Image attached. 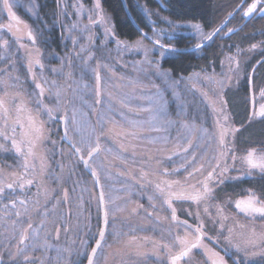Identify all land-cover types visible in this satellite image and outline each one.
Returning a JSON list of instances; mask_svg holds the SVG:
<instances>
[{"label":"rangeland","instance_id":"1","mask_svg":"<svg viewBox=\"0 0 264 264\" xmlns=\"http://www.w3.org/2000/svg\"><path fill=\"white\" fill-rule=\"evenodd\" d=\"M39 2L8 0L12 14H25L31 18L38 16ZM92 2L91 5H86L83 0H61L64 15L74 17L71 25L65 23L64 28L69 38L68 44L77 45L75 49L78 50L70 53L78 65L73 67V72L70 71L71 67H65L69 72L64 71L62 63L58 68H51L47 74H39L55 96L47 102V106L53 109L55 119L50 120L47 114H42L46 123L54 126L56 119L65 118L71 147L80 148L79 153L83 157L87 156L89 146L95 147L100 131L108 129L107 125L113 122L125 127L127 132L129 130L126 128L138 131V135L129 134L126 139L131 138L132 143L137 140L136 145L141 148L150 145H168L169 148L175 146L183 149L187 147V152L177 153L182 154L179 156V162H191L193 165L190 170L196 166L195 163L197 166L203 164V175L197 174L188 178V171L176 168L170 171V176L186 174L187 179L182 181L189 184L204 179L217 161L221 169L226 167L228 170L222 176L217 175L214 181L256 173L264 174L259 169L249 170L244 159L247 154L233 159L228 151L227 155L221 157L220 153L224 149L218 143L217 120L225 123L223 116L227 115L226 126L235 129L229 120L224 92L228 88L236 87L243 78L248 61L247 54L254 48L226 55L220 72H200L175 81L168 73L167 76L163 75L166 72L161 68L162 59L172 56V51L176 50L172 47L171 38L179 33L190 35L195 38L194 48L199 50L207 40L205 37L211 36L212 33L204 31L198 23H178L157 13L162 26H157L151 21V32H144L137 41L128 42L116 37L110 15L103 9L101 1L99 0V8L96 7L97 0ZM253 3L256 8L246 17L263 13L264 0H256ZM3 6L4 0H0V25L5 23L1 17ZM4 10L7 16L11 17L8 8L5 7ZM193 25H199V31ZM157 40L159 44L156 43ZM145 49L148 50L147 55ZM71 63L74 64V61H71L70 65ZM97 74L100 77L99 83ZM69 76L73 82L68 81ZM69 85L72 86L71 98L67 99L66 86ZM251 98V119H259L263 117L258 113L264 106V90L258 94L252 93ZM97 100L100 102L97 103ZM128 121H135L140 127L133 128ZM60 127L61 124L58 123L54 129ZM231 135L227 137L228 144ZM189 141L191 147L188 145ZM98 142L100 151L92 158L90 164L99 176L109 215L107 233L93 264H140L145 260L143 257L151 256L163 259L159 256L160 250L166 249L163 245H169L171 250L178 247L173 234L175 227L164 213L165 198L161 195L159 198L153 189L146 190V180L126 173L119 175V172L106 162L113 160L106 154L105 158L102 156L103 142L100 139ZM256 153L258 156H264V151L256 150ZM193 154L195 160H192ZM75 156L76 158L70 156L68 159V181L76 184L75 189L69 190V196V191H63V204L59 201L50 206L49 211L42 215L39 224L30 229L23 243L20 241L16 247L1 249L4 264H83L87 260L99 234L100 200L94 181L87 180L82 174L76 175L77 162L80 161L76 153ZM219 172L220 169H217V173ZM250 193L254 192L250 191L245 197L230 203L232 212L225 207L223 217L226 219L223 220L217 215L218 205L213 206L209 202L197 205L199 219L207 222V234H210L221 250L229 247L226 240V237H229V229H232L230 238L233 245L243 246V242L253 231L257 237L264 235V217L245 215L235 207L236 201L247 199ZM255 196L262 202L258 195ZM150 197L152 199H149ZM224 205L220 207L223 209ZM205 207L208 208V213H205ZM231 217L234 218L233 221ZM135 236H147L151 240H133ZM208 248L206 246L201 250L206 257ZM253 251L259 253L264 251V247L249 248L248 255L245 252L237 253L235 248H232L230 254L236 260L243 259L246 263L264 259V256L259 254L250 255ZM25 256L28 257L27 260L24 259ZM147 264L156 263L149 261Z\"/></svg>","mask_w":264,"mask_h":264},{"label":"trees","instance_id":"2","mask_svg":"<svg viewBox=\"0 0 264 264\" xmlns=\"http://www.w3.org/2000/svg\"><path fill=\"white\" fill-rule=\"evenodd\" d=\"M39 1V14L36 18L25 14H14L18 19L13 20L7 16L3 6L1 16L5 20L3 25L7 26V23L12 25L11 31L7 27L0 28V97L5 100L10 110V118L6 126L3 119H0V131L7 137L13 136L12 129L17 115L16 106H25L33 115L38 111V103L50 108L47 106L48 99L55 96L52 89L43 83L41 79L43 77L39 74H47L51 68H58L62 63H64V71H68L65 67H71L70 71L73 72V67L76 68L78 65L70 53V51L78 50L75 49L77 45L68 44L69 38L64 28L65 23L71 25L74 17L64 15L61 0ZM92 1L83 0L86 5H91ZM100 1L103 9L110 15L116 37L128 42L140 39L143 36L142 32H151L153 21L161 27L162 22L157 13L178 23H198L204 31L213 33L238 9L216 38L199 50H194L195 38L184 33L176 34L171 38L172 47L176 50L172 51L174 52L172 56L162 59L161 68L175 81L195 73L220 72L226 55L230 56L238 50L247 51L254 48L250 54H247L248 61L245 64L243 78L236 87L228 88L224 92L230 123L237 130L230 136L228 145L230 155L235 157L244 156L251 149L264 151V116L251 119V94H258L264 90V12L249 17L244 15L245 10L254 0ZM29 31L35 37V43L29 39ZM3 41H7V46L3 45ZM37 60L39 63H36ZM71 61H74V64L71 63L72 66ZM30 67L31 71H29ZM70 80L73 82L69 76L68 81ZM38 83L45 89L43 96H40V89L36 87ZM53 83H55L54 80ZM66 87V98L70 99L72 86ZM27 114V111L20 114L21 120L25 123V131L27 130L25 119ZM42 114L46 115L43 110H40L39 120L44 121L47 131L45 138L35 149L36 158H28L30 167L26 178L34 182L30 186L26 185L24 189L18 187L17 180V176L24 173V157L16 152L10 138L6 139L5 136L0 135V182L5 185L3 194H0L1 264H4L1 249L16 247L22 236H26L30 229L39 224L42 215L49 211L50 206L59 201L63 204L61 198L63 191L75 189L76 184L68 181L70 179L68 159L70 156L76 158L75 150L61 138V127L54 129L58 124L57 119L52 126L46 123ZM109 124L108 129L100 131L98 136L103 142L102 156L105 158L106 154L113 160H106V162L113 166L119 175L126 173L139 177L140 180H146L145 189H153L159 198L161 194L156 189V185L163 186L165 180L180 182L178 186L173 187L174 191L182 190L176 189L177 187L188 186V182L182 181L186 180V174L170 176V171L176 168H184L185 172L191 171L190 167L193 165L191 162H183V164L179 162L181 158L179 156L182 154L177 153H184L183 148L175 146L169 148L168 145H150L141 148L136 145L137 140L132 143L131 138L126 139L129 134L138 135V131L126 128L129 130L127 132L124 130L125 127L117 123ZM15 127L17 128L15 138L19 142L23 137L19 126ZM141 131L146 132V130ZM140 149L144 150L140 152L138 151ZM26 151L27 149L24 148L25 154ZM185 164L190 165L186 167ZM195 165L197 166V163ZM85 170L81 163L77 162L76 175L82 174L87 180L92 181ZM220 181L213 183L212 196L205 202L212 203L213 206L226 204L227 210L231 209L232 212L230 203L245 197L250 191L264 202V174L231 177L222 183ZM8 183L13 184V189L6 187ZM13 201H15L14 206ZM20 201L24 203L21 204ZM233 219L231 217L232 221ZM201 221L205 226L207 222L202 219ZM203 228L208 230L206 227ZM247 264H264V259Z\"/></svg>","mask_w":264,"mask_h":264},{"label":"snow or ice","instance_id":"3","mask_svg":"<svg viewBox=\"0 0 264 264\" xmlns=\"http://www.w3.org/2000/svg\"><path fill=\"white\" fill-rule=\"evenodd\" d=\"M4 6L8 8L9 14L13 20H16L17 18L15 17L14 14L11 13V5L8 4V0H4ZM96 7L99 8V0H97ZM256 8V4L253 3L247 11H245L244 15L247 16L250 13L253 12V10ZM91 21V17H89ZM101 20H103V17H101ZM19 23V21H17ZM7 27L9 31L12 30V25L9 24L7 26L5 25H0V28ZM194 28L199 31V25H193ZM214 35V33H213ZM28 37L35 43V37L32 35V33L29 31L28 32ZM205 39H211V36L205 37ZM157 44H159V40L156 41ZM3 45L7 46V41H3ZM133 47H142L141 45H133ZM161 47H164L161 45ZM199 47V45H198ZM255 47V45L253 46ZM147 49H145V55H147ZM163 55V53H161ZM36 63H39L37 60ZM43 67V65H41ZM29 71H31V67L29 68ZM163 75L167 76V73H164ZM97 82L99 83L100 77L99 74L96 76ZM37 88L40 89V96H43L45 89L42 87L41 84L36 85ZM97 95L99 96V90L97 91ZM57 96H59V93H57ZM100 101L97 100V103ZM38 111L35 115L31 113V110H27L25 106L23 105H18L15 107V111L17 113L14 125L19 126L22 139L18 142L15 138L17 128L14 126L12 129L13 136L12 137H7L5 133L0 131V135L5 136L6 139H11L12 146L15 148L16 152L21 154L24 157V173L17 176V180L19 181L18 187L20 189H24L26 185H32L33 180L30 178H26L28 175V170H29V163H28V158H36L37 154L35 152V149L37 148L38 144L45 138V133L46 129L44 127V121L39 120V112L40 110H43L47 116L49 117L50 120L55 119V116L53 114V109L51 108H46L42 104L38 103L37 104ZM131 110V109H130ZM27 111V116H26V121H27V130L25 131V123L21 120V113H24ZM215 111V109H214ZM9 108L6 106L5 100L0 97V119H3L5 126L7 125V122L10 118L9 115ZM260 116H264V106L261 107L260 112L258 113ZM227 115L223 116V120L225 123H221L219 120H217V126L219 128V140L218 143L219 145L224 149L220 153V156L223 157L227 155V152L230 151L228 142H227V137L230 134H234L236 129H232L226 126L227 122ZM129 125H131L133 128H138L140 125L135 122V121H128ZM187 127V125H185ZM159 130V129H157ZM206 131V130H205ZM132 135H136V133H132ZM65 136H67V128H65ZM99 137H97V143L95 147L89 146V151L87 152V155L89 158L93 156L94 153L98 152L100 149L99 145ZM189 147H191V141L188 142ZM75 147V145H74ZM24 148L27 149L26 154L24 152ZM77 152H80V148H76ZM184 151L187 152L188 148H184ZM81 159L83 160L84 157L81 156ZM233 159H235V156H233ZM245 162L248 165L249 170L251 171L252 169H259L260 171L264 172V156H258L256 153L255 149H251L247 152V155L245 156ZM192 160H195V155H192ZM84 163L88 165V160H84ZM183 167V165H182ZM217 169H220V172L217 173ZM34 170V169H33ZM228 169L222 168L217 161L216 165L212 168L211 171L207 172V175L204 177L202 180H197L196 183L188 184L187 188L179 190V191H174L173 187L178 186L180 184L179 181L176 180H165L163 181V186L161 184L156 185V189L158 192L165 198V203L168 204L170 208H172V201L175 200H188L196 203L199 205L200 203H203L207 200H209L212 196L213 193V188L210 186L211 182L216 178L217 175H223L224 172H226ZM204 171V165L200 164L198 167L194 166L191 171L188 172V178L195 177L197 174L203 175ZM93 175L97 177V180H99V176L96 173L95 169H93ZM187 179V178H186ZM221 183L223 182L222 180L220 181ZM8 189H13V184L8 183L6 185ZM5 185H3L2 182H0V194H3L4 192ZM149 199H152L151 197ZM101 203H103L104 197L103 193H101L100 196ZM13 206L15 205V201L12 202ZM21 204L24 203V201H20ZM235 207L238 209L240 212L244 213L245 215L248 216H261L264 217V203L260 202L259 199L255 196L254 193H250L247 199L243 200H238L235 202ZM205 213H208V208L205 207L204 209ZM175 208H172V219L175 221L177 219ZM19 215V213H17ZM108 211L105 210L104 212V223L107 225L108 223ZM217 215L221 217V220L226 219V217H223V209L219 206H217ZM29 227L31 225L29 224ZM189 228L191 226H188ZM203 223L201 222L194 230V235L191 240L188 239V234L186 233L184 237L177 236L176 241L179 245V252L171 256V264H178V262L183 258L189 256V254L192 252L193 249L197 248H206V245H204L203 240L205 233L203 231ZM221 227L223 228V224L221 223ZM229 237H226V240H228L229 247H225L222 249L224 255H221L220 252L213 251L209 249L207 251V262L208 264H227V261L225 260V256H229L231 249L235 248V251L237 253L239 252H245L246 255L247 249L252 248H262L264 247V235H261L257 237L255 231L251 233V235L243 242V246L241 244H232L231 241V233L232 229H229ZM99 237L96 241V247L92 249V254L88 258V264H93V257L96 255L97 249L101 248L102 246V241L104 240L105 237V232L104 230H101L99 232ZM24 239H26V236H22L21 238V243H23ZM135 237H133V240ZM164 248L168 249L169 252H171V248L169 245L165 244L163 245ZM22 251V250H21ZM262 255L264 256V251H261L259 253L253 251L250 253V255L255 256V255ZM25 260L28 259L27 256L24 257ZM234 264H238V261L234 259Z\"/></svg>","mask_w":264,"mask_h":264},{"label":"flooded vegetation","instance_id":"4","mask_svg":"<svg viewBox=\"0 0 264 264\" xmlns=\"http://www.w3.org/2000/svg\"><path fill=\"white\" fill-rule=\"evenodd\" d=\"M255 1L256 0H254L253 2ZM215 182L216 181L213 180L210 186L213 187V183ZM185 188H187V186H180L177 187L176 189H185ZM218 206L220 207V205ZM164 207H165L164 213L166 214L167 218L169 219L173 227H175V231L173 233L174 238H176L177 236L184 237L185 234L187 233L188 239L191 240L194 235L193 230L202 222L201 219H199L200 213L198 211L197 204L188 200L174 199L172 202V208H175L176 210L175 214L177 219L175 221L172 219V208H170L168 204L165 203V200H164ZM224 208L225 205L223 206V211L225 210ZM177 226L179 227V229ZM188 226L191 227L189 228ZM203 231L205 233L203 243L206 244L207 247H209L208 249H211L216 252H220L221 255H224L223 251L216 246L215 241L212 239V237H210V234L209 235L207 234L208 230H204L203 228ZM135 240L150 241L151 239L150 237L147 236H135ZM179 250H180L179 245L175 250H171V252H169L168 249H161L159 256H161L163 259H156V257L154 256L143 257V259L145 260H143L142 263L140 264H145V263L147 264L149 263V261L150 263L153 262L156 264H171V256L178 253ZM201 250L202 248L193 249L192 252L189 254V256L185 257L184 259H181L178 262V264H208L207 257L204 255V252H202ZM234 259L236 260V258L232 257L231 254L229 256H225V260L227 261V264H234ZM237 261L238 264H247L243 259ZM84 263H86V260Z\"/></svg>","mask_w":264,"mask_h":264},{"label":"water","instance_id":"5","mask_svg":"<svg viewBox=\"0 0 264 264\" xmlns=\"http://www.w3.org/2000/svg\"><path fill=\"white\" fill-rule=\"evenodd\" d=\"M237 11H238V9L235 10V11L231 14V16L226 20V22H225L222 26H219V28L213 32L214 35H213V33H212V35H211V39H207L206 42L204 43V45L208 44L212 39L216 38V35H217V34H218V33H219V32L225 27V25L227 24V22H228L232 17H234V15L237 13ZM263 12H264V11H263ZM142 34H144V32H142ZM204 45H202V46H204ZM202 46H201V47H202ZM201 47H200V48H201ZM195 49H197V47L194 48V50H195ZM57 122L61 124L62 138H63L64 142H65L67 145L72 146V143L69 141L68 137L65 136L66 119H65V118H60V119H57ZM73 149L75 150V153H76V155H77V158H79V161H80L81 165L83 166L84 169H86L85 171L88 173V175H89V176L92 178V180L94 181V183H95V187H96V191H97V195H98V199L100 200L101 193H103V190H101V189H102L101 182H100V179L97 180V177L93 175V169H92L91 164H90L92 158H93V157H94V156L100 151V149H99L98 152L94 153L93 156H92L91 158H89L88 155H87L86 157H84L83 160L81 159V155H80V153L77 152L75 148H73ZM84 160H88V165H86V164L84 163ZM103 197H104V194H103ZM105 210H106L105 199L103 200V203H101V200H100V201H99V213H100V228H99V232H100L101 230H104V232H105V236H106L107 228H108V223H107V225H105V223H104V219H105V218H104V212H105ZM98 239H100L99 234H98V236H97V238H96V241H97ZM104 239H105V237H104ZM96 241L94 242V244H93V246H92V249L96 247ZM103 242H104V240L102 241V244H103ZM92 249H91V251H90V253H89V255H88V258H89V256L92 254ZM99 250H100V248L97 249L96 255L93 257V263H94V261H95V259H96V256H97ZM88 258H87V260H86V263H84V264H88ZM184 258H185V257H183L182 259H184ZM1 261H2V260H1V258H0V264H1Z\"/></svg>","mask_w":264,"mask_h":264}]
</instances>
